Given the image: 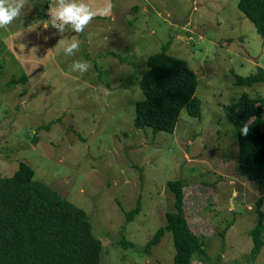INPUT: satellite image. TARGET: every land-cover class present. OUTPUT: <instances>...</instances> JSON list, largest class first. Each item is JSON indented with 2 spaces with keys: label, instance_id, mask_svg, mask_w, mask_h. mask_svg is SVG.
I'll return each instance as SVG.
<instances>
[{
  "label": "rangeland",
  "instance_id": "obj_1",
  "mask_svg": "<svg viewBox=\"0 0 264 264\" xmlns=\"http://www.w3.org/2000/svg\"><path fill=\"white\" fill-rule=\"evenodd\" d=\"M239 1L83 0L98 13L111 4L112 14H98L81 34H58L48 22L55 0H28L0 29V175L29 163L36 181L85 211L103 264L174 263L169 231L146 247L175 210L169 184L179 180L206 250L196 264H264V246L252 256L259 210L264 241V190L241 174L225 112L245 94L264 97V82L236 84L264 70V41ZM61 39L79 40V52L64 55ZM164 49L198 75L203 103L201 118L182 111L174 133L135 125L148 61ZM76 60L90 64L83 75L71 70Z\"/></svg>",
  "mask_w": 264,
  "mask_h": 264
},
{
  "label": "trees",
  "instance_id": "obj_2",
  "mask_svg": "<svg viewBox=\"0 0 264 264\" xmlns=\"http://www.w3.org/2000/svg\"><path fill=\"white\" fill-rule=\"evenodd\" d=\"M238 8L264 41V0H240ZM167 52L164 49L148 61L149 70L141 82L145 99L136 108L135 125L140 130L174 133L185 110L192 117H202L198 75L186 60ZM258 82H264L263 69L256 75L236 76L240 87ZM225 112L237 130L241 174L264 190V97L245 94L226 106ZM245 125L249 131L242 135ZM35 176L34 168L26 162L13 176L0 175V264H103V242L95 235L86 212L36 181ZM185 189L182 180L170 182L175 210L166 214V226L146 247L150 252L169 231L175 247L173 264H196L194 257L206 253L185 213ZM141 210L140 201L127 213V221H134ZM262 232L263 212L259 210L258 224L252 231L254 259L264 246Z\"/></svg>",
  "mask_w": 264,
  "mask_h": 264
},
{
  "label": "clouds",
  "instance_id": "obj_3",
  "mask_svg": "<svg viewBox=\"0 0 264 264\" xmlns=\"http://www.w3.org/2000/svg\"><path fill=\"white\" fill-rule=\"evenodd\" d=\"M27 4L28 0H0V29H7L11 26L21 16ZM112 7L109 4L98 13L93 11L83 0H55V6L48 8L50 17L48 22L53 29L58 31V34H63L67 30L81 34L98 14H112ZM59 43L63 45L62 51L66 56H74L80 50V42L77 39L68 43L61 39ZM89 68L90 64L82 60H76L71 65V70L79 72L81 75L86 73ZM240 131L242 135H247L249 129L245 125Z\"/></svg>",
  "mask_w": 264,
  "mask_h": 264
}]
</instances>
